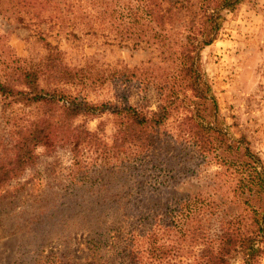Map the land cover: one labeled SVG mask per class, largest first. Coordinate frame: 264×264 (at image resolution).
Here are the masks:
<instances>
[{
	"label": "rangeland",
	"instance_id": "1",
	"mask_svg": "<svg viewBox=\"0 0 264 264\" xmlns=\"http://www.w3.org/2000/svg\"><path fill=\"white\" fill-rule=\"evenodd\" d=\"M32 3L20 0L14 6L5 2L0 11V82L16 90L25 89L21 72L52 52L61 66L78 69L83 81L64 82L47 73L39 83L45 90H59L116 109H157L161 105L158 86L168 80L176 65L171 59L160 60L153 48L134 46L126 39L127 25L143 17L140 0ZM172 50L176 51L175 47ZM200 68L217 102V116L219 109L229 134L245 137L264 161V0H244L235 11L225 12L217 38L200 52ZM124 70L126 75L122 76ZM40 113L35 104L8 103L0 96L1 163L6 157L4 150L14 142L15 125L28 124ZM183 114L175 111L167 120L168 132ZM115 118L108 110L96 117L79 116L69 124L99 133L110 149L117 131ZM173 144L157 143L153 150L141 154L133 177L127 178L123 172L126 154L113 156L109 150L105 153V148L82 144L75 157L67 143H57L51 152L37 147L35 167L0 187V264H124L119 247L127 237L133 235L137 246H143V234L160 228L163 240L177 245L181 230L214 228L218 215L208 216L202 203L183 204L182 208L179 201L185 195L202 198L210 193L218 199V189L206 188L205 182L218 166L201 161L194 152L188 160L179 161ZM100 172L103 182L110 183L102 194L125 193L120 206L111 210L94 204L89 208L77 205L72 216L63 212L62 220L44 240L43 250L33 253L34 246L42 241L26 233L25 220L41 208L35 201L47 197L46 208L52 204V195L55 204L67 203L76 193L74 186L81 185L78 194L85 196L86 203L97 192L93 190ZM91 230H98V236L94 237ZM200 236H187L179 244L181 252L170 256V263L192 262L201 247ZM231 264L241 261L235 259ZM259 264H264V257Z\"/></svg>",
	"mask_w": 264,
	"mask_h": 264
},
{
	"label": "trees",
	"instance_id": "2",
	"mask_svg": "<svg viewBox=\"0 0 264 264\" xmlns=\"http://www.w3.org/2000/svg\"><path fill=\"white\" fill-rule=\"evenodd\" d=\"M19 1L0 0V11L4 10L5 2L17 6ZM32 1L31 6L34 5ZM243 1L140 0L143 17L127 25L129 35L126 39L134 46L153 48L160 60L171 59L176 65L168 80L158 86L162 102L157 109L133 106L116 109L89 103L59 90L41 88L40 78L47 73L64 82L80 84L83 81L78 69L66 64L61 66L52 52L21 72V84L25 89L16 90L6 82H0V96L5 102H20L27 106L35 104L41 111L28 124L15 125L14 142L11 148L4 150L2 155L6 157L0 162V187L35 167V151L39 146L51 152L57 143H67L75 157L82 144L105 148V153L109 150L113 156L126 154L123 172L127 178L133 177L141 154L153 150L157 143L169 146L174 142L179 161L188 160L190 152H194L201 161H212L218 166L205 181L206 188L218 189V199L215 193H210L202 198L200 195L199 198L188 195L192 199L185 195L179 201L182 208L190 203H202L208 216L218 217L214 228L198 230L193 226L179 232L176 240L179 244L185 242L187 236L193 239L199 233L201 247L192 262L176 264H231L235 259H239L241 264H259L264 257V161L252 151L245 137L234 138L229 134L225 123L220 120L219 109L217 116V102L211 96L200 68V52L217 38L225 12L235 11ZM173 47L176 51L172 50ZM125 71H121L122 76L126 75ZM108 110L116 116L117 123L110 149L106 148L107 142L99 133L80 126L70 127L69 122L79 116L96 117ZM175 111H184V114L177 116L172 132H168L166 122ZM103 179L100 172L93 190L97 192L86 203L85 196L78 194L83 188L81 185L74 186L76 193L68 198L67 203L55 204L52 195L49 196L52 204L46 208L43 205L47 197L35 201L41 208L25 220L26 233L42 241L34 246L33 253L43 250L44 240L48 239L55 224L62 220L63 212L72 216L77 205L89 208L94 204L111 210L120 206L125 193L102 194L110 184L104 183ZM63 204L68 205L63 207ZM91 231L94 237L98 236V230ZM160 231V228L147 230L143 234V246H137L133 235L127 237L119 247L122 262L172 264L170 256L181 252V245L163 240Z\"/></svg>",
	"mask_w": 264,
	"mask_h": 264
}]
</instances>
